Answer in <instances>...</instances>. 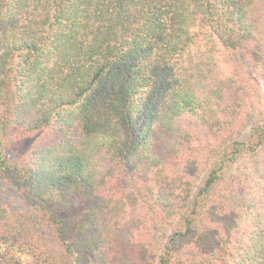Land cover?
<instances>
[{"label":"trees","instance_id":"obj_1","mask_svg":"<svg viewBox=\"0 0 264 264\" xmlns=\"http://www.w3.org/2000/svg\"><path fill=\"white\" fill-rule=\"evenodd\" d=\"M263 46L264 0H0V264H264Z\"/></svg>","mask_w":264,"mask_h":264},{"label":"rangeland","instance_id":"obj_2","mask_svg":"<svg viewBox=\"0 0 264 264\" xmlns=\"http://www.w3.org/2000/svg\"><path fill=\"white\" fill-rule=\"evenodd\" d=\"M264 49V46L262 47ZM242 59L244 63V69L246 72L257 77L259 83L258 91L253 94L251 100L249 101L248 110L252 113L254 112V106H258L259 103H264V80L260 74L258 64L254 62L248 52H242ZM260 105V104H259ZM250 113V114H252ZM251 117V116H249ZM30 140L25 138L18 140L16 142L10 143L4 147V154L7 158H17L20 156L29 146ZM203 175V174H202ZM19 196L14 189L6 186H0V204L7 206L8 208H16L19 206ZM139 212V211H137ZM147 209H141L142 214H146ZM148 216V215H147ZM168 227L166 224L152 222L150 220V229L148 231L149 238L152 243L153 252L158 250L159 242H162L168 232Z\"/></svg>","mask_w":264,"mask_h":264}]
</instances>
